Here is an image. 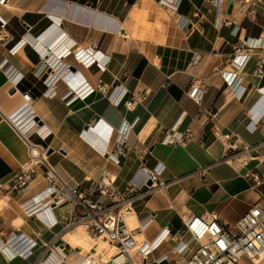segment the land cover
Masks as SVG:
<instances>
[{
    "label": "crops",
    "instance_id": "crops-1",
    "mask_svg": "<svg viewBox=\"0 0 264 264\" xmlns=\"http://www.w3.org/2000/svg\"><path fill=\"white\" fill-rule=\"evenodd\" d=\"M141 4L142 0H6L0 3V15L8 22L5 30L8 37L0 43V53L19 70L18 89L32 94L36 118L52 131L46 139L34 135L32 140L41 151L49 149L47 160L64 180L88 188L98 179L106 159L85 137L86 132L92 131V141H101L106 148L111 141V129L138 118L130 134L127 157L120 166L111 165L118 175L117 186L123 189L140 165L151 169L159 162L167 166L164 180L168 183L165 191L157 190L133 204L136 221L133 226L152 215L145 233L148 239L156 237L166 225L179 231L182 227L176 229L173 220L179 217L182 224V219L191 214H218L234 226L252 205L264 204V183L258 188L253 179L254 174H259L264 181V101L258 91L264 85V77L255 73L257 60L264 56V51H254L244 70L243 85L247 92L242 98L232 93L216 69L234 70L231 60L240 43L241 29H246L247 36L251 37L264 34V0L247 3L243 9L241 1H226L225 23L221 27L215 24L216 8L211 0H183L178 9L164 7L160 0H146L144 25L141 19L132 17L134 8ZM76 11L81 13V19L72 15ZM99 16L114 20L116 28L98 25ZM181 16L191 19L187 29L178 25ZM229 20L231 24L226 23ZM56 34L57 38L53 39ZM62 34L71 39L69 46L93 44L110 58L105 70L97 66L87 68L72 52L59 62L79 69V80L64 71L63 75L68 76L63 81L77 89V81L96 86L102 79L110 89L115 81L121 80L130 95L137 92L142 96L132 110L113 105L99 91L71 105L59 97L43 96L46 84L35 67L42 59L40 54H48L49 44ZM25 38L31 41L25 42ZM22 39L16 53L11 54L10 49ZM45 40L51 42L45 44ZM34 42L43 45L42 49ZM65 48L58 49L59 54ZM194 51L201 53V60L196 68H191ZM7 77L0 68V89ZM206 81L208 86L198 104L188 92L194 82ZM178 121L177 130L191 128L194 139L185 145L164 144L163 132ZM9 126L18 132L0 107V182L4 184L0 200L6 201L0 209V238L7 241L12 233H25L38 241V251L45 242L68 243L62 233L66 227L63 215L69 205L65 210L63 205L54 209L58 223L48 224L41 219L40 226L35 223L38 217L28 219L21 210V203L43 190L47 182L40 167L25 191L15 190V176L22 166L31 162V154L29 151L22 154L9 135ZM225 135H231V139H224ZM232 143L240 149L243 144L251 147L247 153L240 154L242 161L248 160L246 164L232 155ZM251 189L259 196L256 200L254 193L244 194ZM12 213L19 214L27 224H13L7 217ZM170 249L168 244L157 251L148 264H168L174 258ZM19 260L32 262L26 264L35 262V259L9 260L0 254V264H19Z\"/></svg>",
    "mask_w": 264,
    "mask_h": 264
},
{
    "label": "built area",
    "instance_id": "built-area-1",
    "mask_svg": "<svg viewBox=\"0 0 264 264\" xmlns=\"http://www.w3.org/2000/svg\"><path fill=\"white\" fill-rule=\"evenodd\" d=\"M5 1L0 0V3H5ZM211 1L216 8L215 24L221 27L225 23L223 19L224 3L229 0ZM234 1H241V8L243 9L247 3H255L260 0ZM182 2L183 0H160L162 6L172 9H178ZM190 23V17L181 16L178 25L182 29H187ZM226 23L231 24L232 21L229 20ZM7 24L8 22L0 15V43L8 37L5 31ZM238 31H240L239 28ZM57 35L53 39L57 38ZM67 38L66 34L60 35V38L49 44L51 49L48 54H45V56L40 54L42 58L40 64L43 62L44 66L39 74L44 78L43 81L46 84L43 96L48 98L59 97L66 105H71L76 100H85L99 91L105 93L113 105H123L127 110H132L142 96L137 92L130 95L121 80L115 81L110 89L106 87L102 79L98 81L96 86L77 81L78 88L75 89L70 84H66L63 81L64 79H61L63 74L57 75L59 73L57 67H62L64 68L63 72L68 71L71 73L69 76H73L74 80H79L80 70L71 68L72 64L62 63V65L60 63L56 66L58 60L63 57L67 58L72 52L75 54L76 60L87 68L97 66L99 69L105 70L110 62L109 56L104 55L95 45L88 44L87 46L75 48L76 43L72 47L69 46L71 45V39L67 40ZM239 38L240 43L235 49L233 60H231V66L234 70L220 71L219 68L216 70L221 73L232 93L236 97L242 98L247 92V87L243 85L244 70L253 58L254 51H264V34L251 37L247 36L246 29H241ZM22 41L23 39L10 49L11 54L16 53ZM67 45L69 48L66 47ZM62 48L65 49L59 54L60 50L58 49ZM200 60L201 53L194 51L190 67L196 68ZM40 64L36 65L35 71H37ZM0 68L8 76L15 77L16 80L18 77L21 79L19 70L1 53ZM255 73L260 78L264 77V56L258 58ZM67 80L68 78L65 81ZM19 81L17 80L14 85L7 84L8 86L1 88L0 107H2L3 113L8 117L9 114L6 112L5 107H12L13 112L21 119L29 121L33 119L47 128L44 123H40V120H36L38 114L33 106L34 98L30 92H23L18 89ZM206 86H208L207 81L203 84L194 82L188 92L189 96L200 104ZM13 88H16V91L11 93ZM258 91L264 101V85L259 86ZM1 104L3 105L1 106ZM9 119L18 130L17 126L20 127L18 123L12 118ZM138 120L137 118L132 123L125 121L121 127L111 129V141L106 148L101 141L98 142L100 148H97V150L106 159V165L100 170L98 179L93 181L88 188L64 180L56 168L47 160L49 149L41 151L39 148L40 154L38 156L31 155V162L22 166L15 176V190L20 193L30 186L39 173L40 167L44 169L47 186L20 205L26 217L28 219L37 218L39 212L51 208L54 219L52 223L56 224L58 219L53 213L54 209L67 204L70 208L63 215L66 223L65 228L83 223L90 237L93 239L102 238L114 247L111 256L106 260L92 256L77 264H148L150 257L168 244L171 245L170 251L174 255V258L168 264H241L244 260L248 261L249 264H259L257 259L261 258L264 253V204L258 202L252 205L236 221L234 226L218 214L205 216L191 214L182 219V228L179 231L174 230L171 225H166L158 232L156 237L148 239L145 233L153 220L152 215L134 227L128 224L124 211L132 212V206L135 202L148 197L165 185L167 186L168 183L164 180L167 166L159 162L151 169L144 164L140 165L123 189L117 186L118 175L111 165L120 166L123 158L127 157L130 134ZM178 123L179 121L163 132L162 142L164 144L185 145L194 139L191 128L178 131ZM251 127H254L252 122ZM46 130L45 135L36 131L25 136L30 149L39 147L32 140L34 135H38L41 139H46L51 135L52 131ZM223 138L230 140L231 135H225ZM231 149L234 157L239 158L244 164L247 163L248 160L246 159L242 161L240 154L250 151L251 147L249 145L243 144V148L240 149L235 143H232ZM253 179L257 186L264 183L259 174H254ZM3 187L4 184L0 182V189ZM46 222L50 224L49 221ZM73 222L74 224H72ZM139 235H144L142 241ZM5 242L7 244L3 249L0 248V254L9 260L14 258L35 259L34 264H50L47 263V259L51 256L52 248L50 249V245L53 247V242H45L42 249L38 251V241L21 232L12 233ZM59 246L70 250L69 252L73 250L72 246L66 242H62ZM58 256L60 264H67L65 260L67 254L60 252Z\"/></svg>",
    "mask_w": 264,
    "mask_h": 264
},
{
    "label": "bare ground",
    "instance_id": "bare-ground-1",
    "mask_svg": "<svg viewBox=\"0 0 264 264\" xmlns=\"http://www.w3.org/2000/svg\"><path fill=\"white\" fill-rule=\"evenodd\" d=\"M146 3V0H142V4L135 7L134 11L132 12V17L134 19H141V17L144 15V4ZM48 8V7H47ZM63 12V11H62ZM74 16V18L76 19H81L82 15L79 11H76L75 14H72ZM72 16V17H73ZM97 21L96 23L98 25H100L103 28L106 29H115L116 25L114 22V20H109L107 17H102L99 16L97 17ZM58 21V19H56ZM43 39V38H42ZM31 39L25 38V42ZM51 42V40H45V44H49ZM35 46L39 49H42V46L40 43H36L34 42ZM44 52V51H43ZM62 64V62H59V60L57 61L56 66H58L59 64ZM63 65V64H62ZM43 62L39 65L37 72H41V68L43 67ZM63 70L64 68L62 67H57V71L59 72L57 75L59 76L60 74H63ZM66 76L65 74L61 76V79H64L63 77ZM16 81L15 77L12 76H8L7 77V81L4 84L5 85H14ZM1 90V89H0ZM6 112L9 114L8 118H12L16 121V123H18V125L20 127L17 126V131L15 132L14 129H12L10 126V137L14 139V143L16 145H18V147L21 149L22 154H26V152H30L31 155H35L38 156L40 154V150L39 147H33L32 149L29 148L28 146V142L25 138V136L27 135H31L33 132L39 131L40 133H42L43 135H45L46 133V129L44 126L40 125L39 123L35 122L33 119L29 120H24L21 119V117H18L17 114H15V112H13L12 107H5ZM21 119V120H20ZM7 125V123H6ZM8 126V125H7ZM92 131L91 132H86L85 137L92 143L94 144L97 148H100V144L97 143V141H92ZM33 153V154H32ZM234 161V160H232ZM239 162H241V160H238ZM234 163H236L234 161ZM243 171H245V169H243ZM166 185L159 189L158 191H165L166 189ZM6 201L5 199L0 200V209L5 205ZM68 205L64 204L63 205V209H67ZM9 211L11 210L8 209ZM125 212L126 215V219L128 224L131 227H134L133 225L135 224V213L132 211L130 213ZM12 216V217H10ZM7 217L10 219V221H12L13 224H18L22 225L23 223L27 224V221H24L21 216L17 213H12V215H10ZM41 219L45 220V221H49L50 223H52L54 221L53 219V214L51 212V208H46L43 211L39 212V217L38 219L35 221V223L40 226L41 225ZM82 226H84V224L79 223L76 224L75 229H73L72 231H69L68 228H65L63 234V240L68 241L69 244H71L73 246V249H77L78 250V254H73L72 252H69L70 250H66V248H62L58 245H54L53 247L50 245V249L52 250V252L50 253L51 256L47 259V263L50 264H60V261L58 260V255L60 252L67 254V258H65V260L67 261V264H77L80 261L87 259L89 257L92 256H96V257H100L103 260L108 259L113 250L114 247L111 246L108 242H106L105 240H103L102 238H98V239H93L92 237H90L88 235V233L86 232L85 228H82ZM140 240L142 241L144 238V235H139ZM7 243L5 241H3L0 238V248L3 249V247H5ZM49 249V250H50ZM59 249V251H58ZM264 262V253L262 254L261 258L257 259V263L262 264Z\"/></svg>",
    "mask_w": 264,
    "mask_h": 264
},
{
    "label": "rangeland",
    "instance_id": "rangeland-1",
    "mask_svg": "<svg viewBox=\"0 0 264 264\" xmlns=\"http://www.w3.org/2000/svg\"><path fill=\"white\" fill-rule=\"evenodd\" d=\"M141 20H142V23H143V25L144 24H146V17H141ZM263 185V184H262ZM257 186V185H256ZM258 188L259 187H261V185H259V186H257ZM259 190V189H258ZM259 192V191H258ZM253 189H251L250 191H246L244 194L245 195H248V196H250V195H253ZM254 195H255V200L257 199V197H259V196H257L255 193H254ZM250 202L251 203H253L254 201L253 200H250ZM19 224V223H18ZM72 224H74V222L72 223ZM16 225V224H15ZM135 225V224H134ZM173 225H174V227L176 228V229H180L181 227H182V224H181V220L179 219V217H176L174 220H173ZM75 226L76 225H72V226H70L69 228H68V230L69 231H72L73 229H75ZM82 228H85V226H82ZM73 247V246H72ZM73 249V248H72ZM72 253L73 254H78V250L77 249H73L72 250ZM58 258H59V256H58ZM19 262V264H26V263H32L31 261H21V260H19L18 261ZM5 263V262H4ZM241 264H249V262L248 261H246V260H244ZM262 264H264V262L262 263Z\"/></svg>",
    "mask_w": 264,
    "mask_h": 264
},
{
    "label": "water",
    "instance_id": "water-1",
    "mask_svg": "<svg viewBox=\"0 0 264 264\" xmlns=\"http://www.w3.org/2000/svg\"><path fill=\"white\" fill-rule=\"evenodd\" d=\"M73 69H74V67H73ZM16 91V88H13L12 90H11V93H14ZM36 120H38L37 118H36ZM87 130H89V127H87Z\"/></svg>",
    "mask_w": 264,
    "mask_h": 264
}]
</instances>
